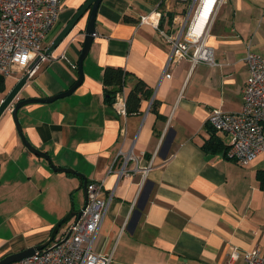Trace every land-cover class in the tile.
<instances>
[{"label":"crops","instance_id":"crops-1","mask_svg":"<svg viewBox=\"0 0 264 264\" xmlns=\"http://www.w3.org/2000/svg\"><path fill=\"white\" fill-rule=\"evenodd\" d=\"M85 1L62 0L51 36ZM263 3L226 0L206 41L220 65L181 60L167 77L169 47L138 19L154 7L174 10V4L101 0L80 85L66 97L17 111L23 135L55 166L72 168L87 181L103 180L105 195L112 193L93 240L95 251L111 255L109 264H248L244 252L264 251V189L258 174L264 154L238 164L227 155L231 135L207 122L215 107L226 112L242 107L246 52L264 56ZM87 15L28 77L18 99L46 98L75 82L77 67L58 56L65 53L77 64ZM109 66L132 74L125 94L137 78L150 90L138 112L122 114L105 100L102 76ZM18 79L8 78L0 100ZM215 137L224 151H213ZM119 149L140 157L138 170L117 175ZM149 161L140 186V168ZM84 202L79 178L54 171L31 153L5 110L0 116V259L47 240L54 225ZM233 250L238 257L230 259Z\"/></svg>","mask_w":264,"mask_h":264},{"label":"built area","instance_id":"built-area-1","mask_svg":"<svg viewBox=\"0 0 264 264\" xmlns=\"http://www.w3.org/2000/svg\"><path fill=\"white\" fill-rule=\"evenodd\" d=\"M167 1L179 7L165 11L154 7L138 19L139 23L156 30L169 47L164 65V71L168 72L165 75L169 77L170 71L181 60L189 61L191 66L198 62L220 65L206 41L211 25L226 0ZM61 4L62 0H0V76L19 78L29 72L30 77L41 62L51 58L52 54L45 55L44 51L53 37ZM167 12L171 15L167 16ZM58 58L73 69L77 67L65 53ZM34 62L29 70V65ZM244 62L247 77L241 109L226 112L215 107L207 118L215 130L231 135L227 155L240 165H248L259 154H264V56L249 49ZM125 98L122 90L115 94L113 101L122 114L126 113ZM122 131L124 134V128ZM139 158L131 150L119 149L115 157L120 166L117 175L128 169L138 170ZM150 165L151 161L140 168V186ZM111 196L112 193L105 195L103 180L90 181L86 184V200L80 215L63 224L62 233L46 247L9 264H109L111 255L95 251L93 240L102 225ZM237 257V250H233L230 259ZM243 258L248 264H264V251L244 252Z\"/></svg>","mask_w":264,"mask_h":264},{"label":"water","instance_id":"water-1","mask_svg":"<svg viewBox=\"0 0 264 264\" xmlns=\"http://www.w3.org/2000/svg\"><path fill=\"white\" fill-rule=\"evenodd\" d=\"M101 0H86L80 8L74 13V15L68 20V22L55 34V36L51 39L49 44L47 45L44 54L45 55H50L53 50L60 44V42L64 39V37L71 31V29L77 24V22L84 16V14L88 13L87 15V20H86V26L84 29V38H83V43L82 47L80 50V54L78 56L77 60V74L78 77L75 80V82L65 91L60 92L58 94L46 97V98H26V99H18L17 94L19 90L23 87V85L26 83L28 77H29V72L24 73L19 77V79L15 82V84L11 87V89L5 94V96L0 100V116L2 113L7 110L11 109L10 113L11 116L15 122V126L17 129V132L20 136V139L22 141V144L33 154L42 157L46 159L50 167L56 171V172H64V173H69L77 176L80 180V185L82 187L83 193H84V198L86 200V184L87 180L85 179L84 175L75 171L72 168L68 167H57L55 166L48 154L45 152H42L35 147H33L26 137L23 135L22 128L19 124L18 118H17V111L30 103H50L53 102L57 99L66 97L70 94L73 93V91L80 85V83L83 80V61L90 49L91 43L94 39L93 33H95V18H96V13L98 10V6L100 4ZM171 13H167V16H170ZM35 62L29 65V70L32 69L34 66ZM85 203V202H84ZM84 205V204H83ZM81 213V209L78 211L71 210L63 218H61L52 228L50 236L45 240L44 242L31 246L29 248H26L24 250H21L19 252H15L12 254H9L2 259H0V264H9L11 262L18 261L24 257L32 255L35 251L41 250L44 247H46L54 238L55 234L57 233L58 229L71 220L73 217H78Z\"/></svg>","mask_w":264,"mask_h":264},{"label":"trees","instance_id":"trees-1","mask_svg":"<svg viewBox=\"0 0 264 264\" xmlns=\"http://www.w3.org/2000/svg\"><path fill=\"white\" fill-rule=\"evenodd\" d=\"M171 17L168 18L170 20ZM132 74L127 70L120 67H106L103 70L102 82L104 84L105 100L108 103L114 101L115 94L122 91L127 84L128 79L132 78ZM6 89V79L0 76V93ZM151 92L147 88L143 80L137 78L131 89L127 92L125 98V110L126 113H136L139 110L141 99L145 97H151ZM209 125V124H208ZM210 126V125H209ZM211 127V126H210ZM213 151H224L219 139L215 137L212 141ZM68 175H71L67 173ZM258 174L260 185L264 189V170L259 171ZM73 175V174H72ZM90 181H87L89 183Z\"/></svg>","mask_w":264,"mask_h":264},{"label":"rangeland","instance_id":"rangeland-1","mask_svg":"<svg viewBox=\"0 0 264 264\" xmlns=\"http://www.w3.org/2000/svg\"><path fill=\"white\" fill-rule=\"evenodd\" d=\"M179 6H177V5H174V7L173 8H178ZM262 7L264 8V3L262 4ZM6 82H8V78L6 79Z\"/></svg>","mask_w":264,"mask_h":264}]
</instances>
